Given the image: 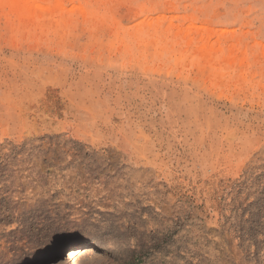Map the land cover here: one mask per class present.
<instances>
[{
	"label": "rangeland",
	"instance_id": "rangeland-1",
	"mask_svg": "<svg viewBox=\"0 0 264 264\" xmlns=\"http://www.w3.org/2000/svg\"><path fill=\"white\" fill-rule=\"evenodd\" d=\"M0 264H264V0H0Z\"/></svg>",
	"mask_w": 264,
	"mask_h": 264
}]
</instances>
